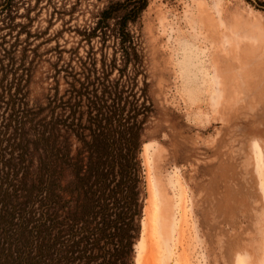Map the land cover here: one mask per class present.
Instances as JSON below:
<instances>
[{
	"label": "rangeland",
	"instance_id": "374dc122",
	"mask_svg": "<svg viewBox=\"0 0 264 264\" xmlns=\"http://www.w3.org/2000/svg\"><path fill=\"white\" fill-rule=\"evenodd\" d=\"M108 2L30 0L14 12L15 29L0 30L8 52L0 99L22 100L36 123L81 72L78 58L90 62L88 52L98 68L113 69L111 79L137 69L153 105L135 264H264V0H149L131 25L137 55L127 64L113 39L82 35ZM224 41L231 75L214 70V60L224 69L214 58ZM204 47L200 69L191 62Z\"/></svg>",
	"mask_w": 264,
	"mask_h": 264
},
{
	"label": "trees",
	"instance_id": "16d2710c",
	"mask_svg": "<svg viewBox=\"0 0 264 264\" xmlns=\"http://www.w3.org/2000/svg\"><path fill=\"white\" fill-rule=\"evenodd\" d=\"M28 1L0 0V30L15 29L13 13ZM148 3L109 0L84 39H113L127 64L137 55L131 25ZM1 51L2 67V44ZM90 53L36 123L22 100L0 99V264L136 262L146 198L141 152L153 103L147 84L138 89L137 69L111 79L113 69L98 68Z\"/></svg>",
	"mask_w": 264,
	"mask_h": 264
},
{
	"label": "bare ground",
	"instance_id": "6f19581e",
	"mask_svg": "<svg viewBox=\"0 0 264 264\" xmlns=\"http://www.w3.org/2000/svg\"><path fill=\"white\" fill-rule=\"evenodd\" d=\"M214 44L216 45L214 47L218 48L216 41H214ZM221 47H222V52H221V50L218 51V52H220V55H218V56L215 55L216 57L214 56V58L216 60H221V57H222L224 62H225V66H224V69H221L223 67L221 65H218V63L215 62V60L213 58V60H214V70H215V72H220V73L221 72H223V73L228 72L229 73V71H231L230 69H232L234 67V65L232 66V62H231V60L233 61V58H231L230 55H226L225 53H226L227 50L230 51V48H228V46H226V42L225 41L222 43ZM205 49L206 48L204 47V48H198V49L193 51V54L195 55V57L193 58L194 60H192V62H191V63H193L192 65H196L197 64L198 66H200V64H202V63L204 64V62H203L204 58H203L202 54H204ZM212 53H214V52H212ZM203 66L204 65H201L199 68L200 69L205 68ZM228 75H231V74L229 73ZM226 76H227V74H226ZM224 84H227V81ZM220 86H221V90H222L223 89V84L220 83ZM157 216H158V213H157Z\"/></svg>",
	"mask_w": 264,
	"mask_h": 264
}]
</instances>
